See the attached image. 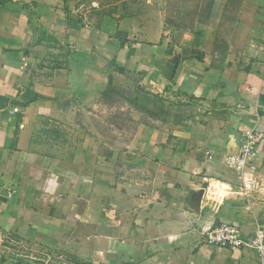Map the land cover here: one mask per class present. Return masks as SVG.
Masks as SVG:
<instances>
[{"label": "crops", "instance_id": "1", "mask_svg": "<svg viewBox=\"0 0 264 264\" xmlns=\"http://www.w3.org/2000/svg\"><path fill=\"white\" fill-rule=\"evenodd\" d=\"M135 8L118 36L81 0H0L1 232L84 264H264L204 241L264 226V142L249 198L225 161L264 131V0H200L197 46Z\"/></svg>", "mask_w": 264, "mask_h": 264}, {"label": "rangeland", "instance_id": "2", "mask_svg": "<svg viewBox=\"0 0 264 264\" xmlns=\"http://www.w3.org/2000/svg\"><path fill=\"white\" fill-rule=\"evenodd\" d=\"M151 2L160 4L161 11L166 9V21L160 29L166 40L165 42L173 37L176 31L179 44L185 42V37L186 40L191 41V44L196 46L200 44L201 39L204 37L197 24L195 26L196 10L200 0H81L83 9L86 12L98 14L101 17L102 26L112 33H117L118 36H120L119 21L133 14L136 11V5H146ZM148 14V11L143 12L144 21H141V24L138 25L143 28L144 32L152 30L150 23L145 20ZM173 25H179V27L175 29ZM136 32L140 34L137 30L129 35L133 36ZM52 51H49V53H54V50ZM0 249L6 252L9 258H15L26 263L45 261L48 264H84L81 259H77L66 252L34 247L33 244L23 241L13 234L2 233L1 230Z\"/></svg>", "mask_w": 264, "mask_h": 264}, {"label": "built area", "instance_id": "3", "mask_svg": "<svg viewBox=\"0 0 264 264\" xmlns=\"http://www.w3.org/2000/svg\"><path fill=\"white\" fill-rule=\"evenodd\" d=\"M264 142V131H250L241 139L237 153L226 158V164L235 171L240 183L237 189L240 194L249 198L257 188V181L247 174L257 170L259 145ZM204 241L214 247L228 250H247L257 255L264 263V226H258L253 233L247 235L236 223H220L208 229Z\"/></svg>", "mask_w": 264, "mask_h": 264}]
</instances>
